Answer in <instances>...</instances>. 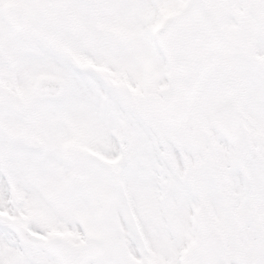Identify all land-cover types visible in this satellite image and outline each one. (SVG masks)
I'll return each mask as SVG.
<instances>
[{
	"label": "snow or ice",
	"instance_id": "snow-or-ice-1",
	"mask_svg": "<svg viewBox=\"0 0 264 264\" xmlns=\"http://www.w3.org/2000/svg\"><path fill=\"white\" fill-rule=\"evenodd\" d=\"M0 264H264V0H0Z\"/></svg>",
	"mask_w": 264,
	"mask_h": 264
}]
</instances>
